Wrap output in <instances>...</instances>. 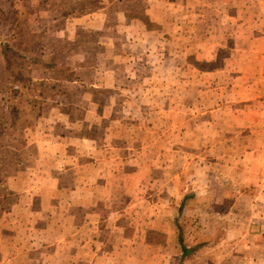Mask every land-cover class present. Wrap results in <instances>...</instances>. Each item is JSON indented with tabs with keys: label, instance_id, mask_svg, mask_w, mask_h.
I'll return each instance as SVG.
<instances>
[{
	"label": "rangeland",
	"instance_id": "1",
	"mask_svg": "<svg viewBox=\"0 0 264 264\" xmlns=\"http://www.w3.org/2000/svg\"><path fill=\"white\" fill-rule=\"evenodd\" d=\"M250 1L0 0V264H236L252 193L228 190L264 152Z\"/></svg>",
	"mask_w": 264,
	"mask_h": 264
},
{
	"label": "crops",
	"instance_id": "2",
	"mask_svg": "<svg viewBox=\"0 0 264 264\" xmlns=\"http://www.w3.org/2000/svg\"><path fill=\"white\" fill-rule=\"evenodd\" d=\"M250 2H256L260 5L262 12L259 16H255L257 20L254 21V18L251 20L256 26L258 21L264 22V0H252ZM262 26L264 27V25ZM244 34H248L243 36L247 46L252 47L258 44L260 48H264V29H245ZM253 51L259 57L261 56L259 48H254ZM260 64L263 65L264 62H257L256 66H261ZM260 73L262 72L260 71ZM254 159H257L260 163L259 171L255 176V186L244 185L239 190L235 186V189L231 190L232 187L228 190L229 193L234 194L252 193L251 201L243 207L247 212L237 222L234 241L231 246V249L234 250L233 255L229 252L236 264H264V152L257 154ZM232 207L234 210H239L235 201H233ZM237 218L240 217L237 216Z\"/></svg>",
	"mask_w": 264,
	"mask_h": 264
},
{
	"label": "trees",
	"instance_id": "3",
	"mask_svg": "<svg viewBox=\"0 0 264 264\" xmlns=\"http://www.w3.org/2000/svg\"><path fill=\"white\" fill-rule=\"evenodd\" d=\"M178 242H179V244H180V246H181V252H182L183 254L186 253V252H187V249H186V247L183 245L182 237H181L180 233L178 234Z\"/></svg>",
	"mask_w": 264,
	"mask_h": 264
}]
</instances>
